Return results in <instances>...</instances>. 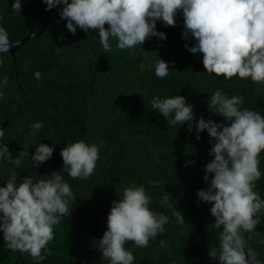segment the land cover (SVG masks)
I'll return each instance as SVG.
<instances>
[{"label":"trees","instance_id":"16d2710c","mask_svg":"<svg viewBox=\"0 0 264 264\" xmlns=\"http://www.w3.org/2000/svg\"><path fill=\"white\" fill-rule=\"evenodd\" d=\"M13 0H0V24L7 30L13 44L46 22L50 10L42 0H22L20 12H15ZM62 6L55 8L44 32L30 38L14 53H0V80L7 79V87L0 89V129L3 142L13 158L20 151L31 155L38 143L53 147L49 160L33 167L27 157L21 168L0 163V186L10 172H17V180L60 171L72 186L77 200L71 215L54 227V239L42 250L44 259L39 264H104L95 247L106 230L110 202L118 198L129 181L142 184L152 200L151 211L169 219L164 235L150 242L146 249L126 242L134 256V264H209V249L218 247L220 229H213L211 205L196 196L206 188L203 181L204 165L211 160L210 138L206 131L196 139L185 125L169 128L163 117L151 108L154 95L182 98L193 107L196 117L221 123L223 118L208 111L207 98L216 90L231 97L243 98V108L264 116V85L234 76L230 79L208 74L202 57H192L184 47L193 43L182 40L183 19L178 12L175 26L156 22L158 31L166 39L149 37L133 50H119L110 41L112 51L104 52L98 31L84 32L77 28L75 35L59 17ZM107 27V25H105ZM169 65V75L156 77L154 69L140 70L155 57ZM39 71L41 78H34ZM42 121L40 138L32 145L30 125ZM83 139L99 147V159L87 179H72L63 173L60 149L67 143ZM214 143V141H213ZM29 145V146H28ZM28 146V147H27ZM261 177L255 190L264 199V151L260 153ZM186 161L194 163L186 165ZM211 177V174H209ZM159 189L149 188L148 182ZM167 196L173 208L182 213L185 222H176L160 200ZM248 238V248L264 259V213ZM167 248L160 249V242ZM37 264L27 253L11 251L0 233V264Z\"/></svg>","mask_w":264,"mask_h":264},{"label":"clouds","instance_id":"9594fccd","mask_svg":"<svg viewBox=\"0 0 264 264\" xmlns=\"http://www.w3.org/2000/svg\"><path fill=\"white\" fill-rule=\"evenodd\" d=\"M46 11L62 6L59 17L66 22L67 30L75 35L77 28L88 32L97 30L104 52L112 51L110 41L119 50H133L149 37L166 39L156 28L159 20L165 26H175L179 12L183 19L182 40L193 43L184 47L192 57H202V66L208 74L230 79H241L264 85V0H42ZM11 8L20 12L22 0H13ZM3 16H0V21ZM107 25V27H105ZM12 43L7 30L0 24V53L9 51ZM3 56L0 55V62ZM140 70L154 69L156 77L169 75V65L155 57ZM39 80L41 73L34 72ZM7 87V79L0 80V89ZM4 93L0 91V101ZM243 98L229 97L216 89L206 104L208 111L223 118L217 123L203 116L196 117L194 109L182 98H164L154 95L151 108L167 122L169 128L187 125L196 139L206 131L210 138L209 156L204 165L203 181L207 187L198 189L196 196L211 205L214 217L213 229H220L216 236L218 247L208 251L209 259L218 258L219 264H264L257 253L248 248L245 233H251L260 223L264 213V199L255 190V182L261 177L260 153L264 151V116L243 108ZM44 128L42 121L30 125V135L37 141ZM4 131L0 129V141ZM214 141V143H213ZM28 145V146H29ZM27 146V147H28ZM53 147L38 143L35 151H20L13 158L5 143L0 142V163L21 168L27 157L33 167L49 160ZM63 173L72 179H87L96 168L99 147L83 139L67 143L60 149ZM194 163L186 161V165ZM211 174V177L209 176ZM31 175L17 180V172H10L0 186V233L5 246L11 251L27 253L39 264L44 259L42 250L54 239V227L69 217L77 200L72 186L60 171L39 176ZM149 188L159 185L149 181ZM152 200L142 184L129 181L117 199L110 202L106 217V230L96 241L104 264H134V256L126 248V242L140 249L164 235L169 219L152 212ZM160 206L171 212L178 224L185 222L182 213L173 208L167 196ZM250 238V237H248ZM160 249L167 244L160 242Z\"/></svg>","mask_w":264,"mask_h":264},{"label":"water","instance_id":"95a60500","mask_svg":"<svg viewBox=\"0 0 264 264\" xmlns=\"http://www.w3.org/2000/svg\"><path fill=\"white\" fill-rule=\"evenodd\" d=\"M55 8H56V7L52 8V9L50 10V12H49V16H48L46 22L43 24V26H42L38 31H36V32H32V33H30L29 35H27V36L21 38L20 40H18V41H16V42H14V43L12 44V46H11V48L9 49L8 52H10V53L13 54L14 51H15L19 46H21L22 44H24L27 40H29L30 38H34V37L39 36L40 34H42V33L44 32V30H45V28H46V26H47L49 20H50L51 17L53 16L54 11H55ZM247 244H248V237H247ZM263 260H264V259H263ZM17 261H18V257L15 259V261H14L13 264H16ZM209 264H219L218 258L215 259V260H212Z\"/></svg>","mask_w":264,"mask_h":264}]
</instances>
